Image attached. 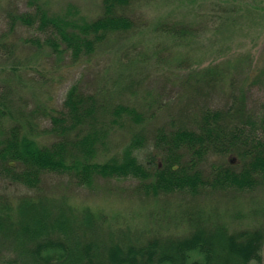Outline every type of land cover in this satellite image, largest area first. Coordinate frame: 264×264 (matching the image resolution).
Wrapping results in <instances>:
<instances>
[{"label":"trees","instance_id":"16d2710c","mask_svg":"<svg viewBox=\"0 0 264 264\" xmlns=\"http://www.w3.org/2000/svg\"><path fill=\"white\" fill-rule=\"evenodd\" d=\"M100 1V14L90 20L72 6L58 15L47 8L48 2L29 0L32 9L11 11L0 36V52L17 58L20 65L22 47L36 48L45 59L53 58L59 70L68 59L79 65L112 38L138 31L133 16L136 0ZM219 5L230 10V0ZM156 28L178 42L199 38L185 23H159ZM247 57L248 67L236 78L229 61L187 76L186 82L194 79L201 84L193 89L200 98L215 93L227 99L223 108L199 103V118L190 129L174 120L163 122L160 116L153 119L163 105L156 100H148L143 108L129 102L108 103L82 91L77 83L61 105L46 102L28 110L25 103H14L22 98L15 101V92L8 87L0 96V180L37 194H0V264L262 262L264 225L231 232L220 219L210 222L213 217L200 216L188 217L185 227L192 231L184 236L166 235L162 228L151 234L134 233L107 225L104 219L101 223V215L89 208L76 212L63 200L41 193L49 175L67 176L76 186L89 188L98 179H132L139 181L136 191L139 195L144 191L146 198L197 195L210 189L229 193L264 189V110L248 104L253 87L264 85V52L255 70L252 55ZM186 63L191 62L181 58L178 66ZM116 129L127 140L119 148L112 142ZM215 158L221 163L209 167L206 177L202 166Z\"/></svg>","mask_w":264,"mask_h":264},{"label":"rangeland","instance_id":"374dc122","mask_svg":"<svg viewBox=\"0 0 264 264\" xmlns=\"http://www.w3.org/2000/svg\"><path fill=\"white\" fill-rule=\"evenodd\" d=\"M42 1L48 2L47 8L58 15H64L69 6L90 20L101 12L100 0ZM223 1L136 0L133 16L137 32L112 38L79 65L71 64L68 59L59 70L53 58L45 59V53L36 48L22 47L18 56L23 65L16 63L17 58H8L0 52V96L9 87L15 92V101L22 98L14 103L23 102L28 110L46 102L59 106L68 89L78 83L82 91L108 103L129 102L143 108L148 100L161 102L162 110L153 119L160 116L163 122L174 120L190 129L199 118V103L223 108L226 96L209 93L200 98L201 94L193 89L201 84L194 79L186 82L187 76L197 75L211 64L229 61L231 76L238 77L240 69L243 71L249 65L248 54L254 62L251 70H255L259 65L257 58L264 52V0H230V10L225 11L219 5ZM28 3L29 0H0V36L13 10H30ZM172 22L189 25L199 38L192 43L178 42L156 28L159 23ZM181 58L188 59L190 66L186 63L183 68L179 67ZM248 104L264 110V85L253 87ZM123 135L119 129L112 135L117 148L127 141ZM144 155L140 153L142 161ZM214 161L203 164L206 177L210 174L209 167L221 163L219 158ZM96 182L93 188L81 187L67 176L49 175L44 179L41 193L56 201L63 200L76 212L89 208L101 215L97 214L101 223L104 219L107 225L134 233L151 234L159 228L158 231L166 230L162 232L166 235L184 236L192 231L186 229L185 221L200 216L209 220L213 217L210 222L220 219L231 232L255 230L264 225V189L243 193L210 189L197 195L174 193L146 198L144 191L141 195L137 193L140 190L136 191L139 186L136 180L98 179ZM34 193L37 194L0 180L1 195L16 197ZM262 256V262L251 264H264V248Z\"/></svg>","mask_w":264,"mask_h":264}]
</instances>
